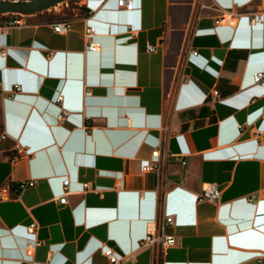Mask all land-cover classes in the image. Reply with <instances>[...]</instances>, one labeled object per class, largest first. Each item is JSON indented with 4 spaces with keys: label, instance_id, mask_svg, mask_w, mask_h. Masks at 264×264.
I'll return each instance as SVG.
<instances>
[{
    "label": "crops",
    "instance_id": "crops-1",
    "mask_svg": "<svg viewBox=\"0 0 264 264\" xmlns=\"http://www.w3.org/2000/svg\"><path fill=\"white\" fill-rule=\"evenodd\" d=\"M261 6L133 0L126 9L85 0L68 8L65 32L52 27L60 16L36 12L0 33V185L11 186L0 199V264H108L106 247L121 264H257L264 255V88L252 73L264 70V21L251 23L249 13ZM233 7L234 23L215 22ZM88 24L99 50H84ZM14 84L20 89L9 97ZM59 93L69 110L64 120L55 119ZM154 146L161 173L139 167ZM64 177L69 192L60 203ZM206 182L218 185V201L196 200ZM162 213L174 216L163 232L176 243L163 246L156 230L141 245ZM35 237L41 243L28 255Z\"/></svg>",
    "mask_w": 264,
    "mask_h": 264
},
{
    "label": "built area",
    "instance_id": "built-area-1",
    "mask_svg": "<svg viewBox=\"0 0 264 264\" xmlns=\"http://www.w3.org/2000/svg\"><path fill=\"white\" fill-rule=\"evenodd\" d=\"M116 4L120 7L131 9L133 8V0H115ZM62 3L64 4L62 6L69 7L70 3L71 5H82L84 4L85 0H62ZM33 14H26L22 12H5L0 13V33L6 34L9 32L11 28L19 27L25 24H28L31 22V16ZM239 13L235 11L234 7L231 9H228L220 14V16L215 18L216 23H225V24H232L236 21L238 18ZM249 21L251 23L256 22H262L264 21V0H262V6L255 11H252L249 13ZM72 26V20L69 16H62L58 20L54 21L52 23V27L55 31L58 32H65L68 29H70ZM96 34V27L93 24H88L84 28V50H99L101 47V44L98 40L95 39ZM146 47L148 50L155 49V45L153 43L148 42L146 44ZM2 53H5V50H1ZM51 52H49L50 55ZM190 53L195 55L197 54L196 48H191ZM252 79L253 82L256 84H259L261 87L264 88V70L259 69L255 70L252 73ZM20 89L19 84H14L12 88L6 90L8 93V96H13L14 92ZM214 93L217 94V90L214 89ZM63 99L64 96L62 93L57 94V96L54 99V102L56 106L58 107L57 112L55 113V119L56 120H64L67 118L69 114V110H67L63 106ZM243 124H239V128H242ZM84 132H88V126L85 123L84 124ZM6 134L3 132L1 134L2 137H4ZM16 149L18 151L24 150L27 151L26 147L21 145L19 142H17ZM174 157L175 160L185 163V158H183V154L180 153H172L169 154ZM160 156H161V149L159 146H154L151 150V158H142L139 161V167L142 171H150L155 170L159 173L162 171V166L160 162ZM33 181L29 182H21L20 186L23 187L27 184H32ZM69 178L64 177L63 178V189L64 191L57 196V200L60 203H66L67 202V194L69 192L68 188ZM91 187L90 181L83 182V188L88 189ZM11 192V186L10 184L0 185V199L3 198L6 195H9ZM195 197L197 201L200 200H212V201H218L220 197V189L218 185L214 182H206L203 184L202 190L200 192L195 193ZM174 223V216L172 214H165L162 213L159 216H157L156 219L149 221L148 223V232L145 235L144 238L140 240L141 245H147L154 241L156 238L155 231L159 230V236L161 239V244L163 246H168L176 243V237L173 233H164L163 229L165 225L167 224H173ZM36 227V222H31L26 226V230L29 233H33L34 229ZM41 243V240L38 238H34L33 240L27 242L26 245V252L28 255H30L33 247L36 244ZM104 254L108 258V264H121V256H119L116 251L112 247H106L104 249ZM264 259V255H259L256 257L257 264H262ZM26 264H33L32 262H29V259H26Z\"/></svg>",
    "mask_w": 264,
    "mask_h": 264
},
{
    "label": "water",
    "instance_id": "water-1",
    "mask_svg": "<svg viewBox=\"0 0 264 264\" xmlns=\"http://www.w3.org/2000/svg\"><path fill=\"white\" fill-rule=\"evenodd\" d=\"M62 0H0V13L15 11L34 14L48 9Z\"/></svg>",
    "mask_w": 264,
    "mask_h": 264
},
{
    "label": "rangeland",
    "instance_id": "rangeland-1",
    "mask_svg": "<svg viewBox=\"0 0 264 264\" xmlns=\"http://www.w3.org/2000/svg\"><path fill=\"white\" fill-rule=\"evenodd\" d=\"M64 4V2L62 3L61 1L58 2L56 5L48 8V9H45V13H44V17H48V16H51V17H62V16H69V10L68 8H70L72 5L74 6V4L71 5V3L69 4L70 6L69 7H65V6H62Z\"/></svg>",
    "mask_w": 264,
    "mask_h": 264
},
{
    "label": "trees",
    "instance_id": "trees-1",
    "mask_svg": "<svg viewBox=\"0 0 264 264\" xmlns=\"http://www.w3.org/2000/svg\"><path fill=\"white\" fill-rule=\"evenodd\" d=\"M38 14H43L44 15V13H45V11L43 10V11H39V12H37ZM45 18H52L51 16H48V17H45Z\"/></svg>",
    "mask_w": 264,
    "mask_h": 264
}]
</instances>
